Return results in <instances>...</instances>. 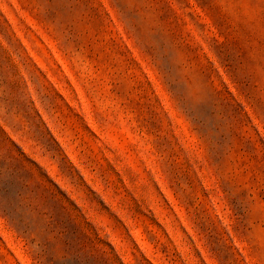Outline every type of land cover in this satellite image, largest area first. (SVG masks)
Masks as SVG:
<instances>
[{
  "label": "rangeland",
  "instance_id": "rangeland-1",
  "mask_svg": "<svg viewBox=\"0 0 264 264\" xmlns=\"http://www.w3.org/2000/svg\"><path fill=\"white\" fill-rule=\"evenodd\" d=\"M0 264H264V0H0Z\"/></svg>",
  "mask_w": 264,
  "mask_h": 264
}]
</instances>
